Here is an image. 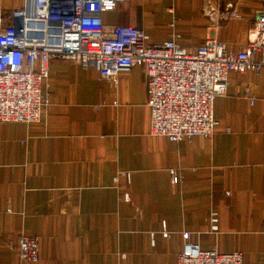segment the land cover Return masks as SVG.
Returning a JSON list of instances; mask_svg holds the SVG:
<instances>
[{
	"label": "crops",
	"instance_id": "crops-1",
	"mask_svg": "<svg viewBox=\"0 0 264 264\" xmlns=\"http://www.w3.org/2000/svg\"><path fill=\"white\" fill-rule=\"evenodd\" d=\"M24 5L0 0L2 23L16 25ZM259 12L264 0H119L101 24L185 47L212 36L237 51ZM47 67L39 119L0 122V264H176L184 231L264 264V68L228 71L212 134L171 140L149 132L142 66L115 82L56 55ZM19 234L37 238L36 261L18 257Z\"/></svg>",
	"mask_w": 264,
	"mask_h": 264
},
{
	"label": "built area",
	"instance_id": "built-area-1",
	"mask_svg": "<svg viewBox=\"0 0 264 264\" xmlns=\"http://www.w3.org/2000/svg\"><path fill=\"white\" fill-rule=\"evenodd\" d=\"M119 0H25L12 11L20 26L2 23L0 16V122H31L39 119L48 103L47 75L51 55L91 66L101 77L115 82L118 71L133 65L143 67L146 77L145 103L149 109L151 134L171 140L210 135L217 123L213 101L225 92L229 70L258 71L264 68V12L253 19L246 44L232 51L217 38L207 36L192 47L174 39L148 42L146 34L131 26L101 24L103 11ZM238 16L234 10L223 14ZM108 29V31H106ZM262 56L257 59L256 52ZM44 88V89H43ZM129 181L128 171H122ZM173 182L178 174L172 170ZM115 181L117 176L114 175ZM123 199H128L126 192ZM217 213L210 215L217 229ZM163 230V235H167ZM177 255L176 264H241L242 252L202 249L188 240ZM18 257L28 262L38 259L37 238L17 235Z\"/></svg>",
	"mask_w": 264,
	"mask_h": 264
},
{
	"label": "water",
	"instance_id": "water-1",
	"mask_svg": "<svg viewBox=\"0 0 264 264\" xmlns=\"http://www.w3.org/2000/svg\"><path fill=\"white\" fill-rule=\"evenodd\" d=\"M16 17L18 18V22H17L16 26L19 27L20 26L19 17L18 16H16Z\"/></svg>",
	"mask_w": 264,
	"mask_h": 264
}]
</instances>
